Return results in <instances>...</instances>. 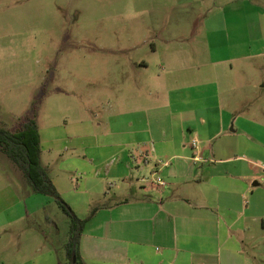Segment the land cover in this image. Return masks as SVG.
<instances>
[{
    "label": "rangeland",
    "instance_id": "374dc122",
    "mask_svg": "<svg viewBox=\"0 0 264 264\" xmlns=\"http://www.w3.org/2000/svg\"><path fill=\"white\" fill-rule=\"evenodd\" d=\"M180 1L0 0V126L14 132L28 118L35 120L41 165L61 199L86 220V236H95L99 228L102 236L111 231L129 239V211L139 210L144 198L158 196V178L168 185L163 175L168 168L152 177L141 154L160 151L150 165L174 166L151 134L152 107L167 104L168 88H183L168 75L163 56L188 53L183 55L191 57L195 67L190 83L201 89L204 61L210 52L221 54L225 39L221 7L214 10L219 25L205 26L206 3ZM258 96L257 90L245 96V104L247 99L253 104ZM132 106L144 111L146 125L142 120L136 128L129 125ZM169 122L166 136L173 137ZM184 133L190 153L188 144L198 134ZM130 168L137 172L129 174ZM139 177L149 181L138 182ZM163 186L168 190L169 185ZM4 187L10 189L5 196ZM0 194L19 200L24 210L36 209L35 225L53 241L61 263L67 264L61 243L67 239L69 218L53 197L34 192L2 152ZM120 212H127L125 222H118ZM109 218L117 221L106 223ZM149 227L154 230L152 224ZM148 250L160 255L164 245L152 238Z\"/></svg>",
    "mask_w": 264,
    "mask_h": 264
},
{
    "label": "crops",
    "instance_id": "0c3cea01",
    "mask_svg": "<svg viewBox=\"0 0 264 264\" xmlns=\"http://www.w3.org/2000/svg\"><path fill=\"white\" fill-rule=\"evenodd\" d=\"M194 2L206 3L205 26L219 25L214 10L221 7L225 39L221 54L210 52L204 61L201 89L190 83L195 67L193 59L185 56L188 53L163 56L168 75L183 88H168V105L162 101L163 105L152 107L151 134L174 166L150 165L160 151L141 154L152 177L168 168L163 175L169 188L157 184V197L144 198L140 212L129 211V239L111 231L102 236L99 228L93 237L83 232L79 254L85 264H264V0H181L179 4ZM256 90V101L247 99L245 104V96ZM129 112L130 126H140L138 120L144 123V111L132 106ZM167 119L173 137L166 136ZM185 131L198 134L197 148L188 144L190 153ZM133 170L129 174L137 172ZM8 190L1 189L3 196ZM35 212L24 210L19 200L0 197V264H62L53 241L35 225ZM126 213L120 212L119 223L125 222ZM116 221L109 218L106 223ZM152 238L163 243L162 254H148ZM67 240L68 235L61 243L65 255Z\"/></svg>",
    "mask_w": 264,
    "mask_h": 264
},
{
    "label": "trees",
    "instance_id": "16d2710c",
    "mask_svg": "<svg viewBox=\"0 0 264 264\" xmlns=\"http://www.w3.org/2000/svg\"><path fill=\"white\" fill-rule=\"evenodd\" d=\"M0 152L5 154L21 170L34 192L54 198L70 220L68 240L65 244L67 264H85L79 254V243L86 220L79 218L61 199L42 167L40 134L35 120L28 118L22 123V127L14 132L0 126ZM73 257H75V261H73Z\"/></svg>",
    "mask_w": 264,
    "mask_h": 264
},
{
    "label": "built area",
    "instance_id": "2783aa9c",
    "mask_svg": "<svg viewBox=\"0 0 264 264\" xmlns=\"http://www.w3.org/2000/svg\"><path fill=\"white\" fill-rule=\"evenodd\" d=\"M197 145H198V141H197L196 139H192V141H191V146H192L193 148H197ZM157 182H158V184H160V185L164 184L163 181H161L159 178L157 179Z\"/></svg>",
    "mask_w": 264,
    "mask_h": 264
},
{
    "label": "water",
    "instance_id": "95a60500",
    "mask_svg": "<svg viewBox=\"0 0 264 264\" xmlns=\"http://www.w3.org/2000/svg\"><path fill=\"white\" fill-rule=\"evenodd\" d=\"M73 261H75V257H73Z\"/></svg>",
    "mask_w": 264,
    "mask_h": 264
}]
</instances>
